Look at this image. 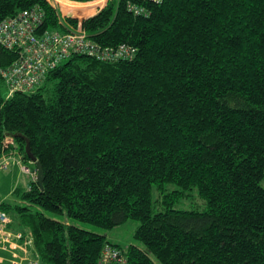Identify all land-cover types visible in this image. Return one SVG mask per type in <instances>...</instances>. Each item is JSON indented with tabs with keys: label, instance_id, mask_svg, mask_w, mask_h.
<instances>
[{
	"label": "trees",
	"instance_id": "trees-1",
	"mask_svg": "<svg viewBox=\"0 0 264 264\" xmlns=\"http://www.w3.org/2000/svg\"><path fill=\"white\" fill-rule=\"evenodd\" d=\"M93 1L63 0L65 12ZM33 7L40 30L78 23L49 0H0V23ZM82 26L134 54H75L36 91L0 92V159L17 148L36 169L25 139L5 144L22 134L44 172L43 189L31 180L0 209L31 230L42 264H99L111 243L76 222L129 219L144 246L121 247L129 264H264V0H108ZM16 58L0 44V70ZM168 183L178 189L155 212L153 187ZM192 189L206 209L173 208Z\"/></svg>",
	"mask_w": 264,
	"mask_h": 264
},
{
	"label": "built area",
	"instance_id": "built-area-1",
	"mask_svg": "<svg viewBox=\"0 0 264 264\" xmlns=\"http://www.w3.org/2000/svg\"><path fill=\"white\" fill-rule=\"evenodd\" d=\"M162 2L163 0H149ZM103 8L98 7L97 12ZM129 9L136 15L146 14L142 7L131 3ZM96 12V13H97ZM45 13L38 7L26 9L19 14L6 18L0 23V44L16 53V60L0 70V75L8 89L7 98L15 92H34L46 81L49 73L75 54H87L101 61L129 58L134 50L123 45L117 49H103L92 42L82 26V21L76 25H67L68 30H40L44 23ZM61 22L65 23L61 16ZM6 146L17 147L15 136H7ZM18 158L22 171L36 180L37 169L23 162L16 148L12 156L0 159V168L6 169L11 159ZM32 164V163H31ZM12 219L7 212L0 209V264H22L15 252L19 241L25 244L33 242L23 232L9 228ZM11 251L12 259L8 260L7 251ZM27 264H42L39 257ZM99 264H129V257L124 249L114 244H107L102 252Z\"/></svg>",
	"mask_w": 264,
	"mask_h": 264
},
{
	"label": "rangeland",
	"instance_id": "rangeland-1",
	"mask_svg": "<svg viewBox=\"0 0 264 264\" xmlns=\"http://www.w3.org/2000/svg\"><path fill=\"white\" fill-rule=\"evenodd\" d=\"M107 1L108 0H105V1L104 0H98V2H97L95 0V2H97V5L94 6V11L91 13L85 12L84 9L90 8L89 4H92L95 2L93 1V2H89V3H81V4H84L85 6L83 5V6H79L77 8H79L80 11L81 10L84 11V13L76 16L73 13H66L65 12L63 0H50V2H53L54 5H56L60 15L64 16V12H65L66 17L75 18L78 21H82V20L86 19L87 17H90V16L96 14L98 7L101 5H103V7H104L106 5ZM71 2H74V1H71ZM76 3H78V2H76ZM0 92H1V95L3 97H6L8 95V89L6 88L5 84H1ZM24 183H26V179H24ZM176 189H178V187L173 183L166 184L162 191H160L156 186L153 187V209L155 212L164 210V207H163L164 205L161 204L162 194H164V193L168 194V193H170ZM172 206H173V208L178 209V210H199V211H202V210L206 209V203L202 200V198L198 194L197 189H192V190L188 191L187 195L182 197L180 200L176 201ZM46 215L51 217V218H54V219H64V216L58 215L55 213H51V212H46ZM76 224L78 226L86 229V230H89V231H92L95 233H99V234H105L107 238L113 237V238L121 241L124 248H127L129 245H131L133 243L140 245L141 248H144L143 244L134 238L135 231L137 230L138 226L140 225V222L137 220L129 219L127 222H125V223H123V224H121V225H119L113 229H104V228H101L99 226L89 224V223H85V222H76Z\"/></svg>",
	"mask_w": 264,
	"mask_h": 264
},
{
	"label": "crops",
	"instance_id": "crops-1",
	"mask_svg": "<svg viewBox=\"0 0 264 264\" xmlns=\"http://www.w3.org/2000/svg\"><path fill=\"white\" fill-rule=\"evenodd\" d=\"M51 3L53 6L56 7L53 2ZM65 15L66 14L64 12V16H61L65 18ZM24 179H26V183H24ZM31 179L32 178L30 176L26 175L22 171L18 158L11 159L9 166L6 169L0 168V205L5 202L18 203L19 200L15 196L17 189L20 187L28 188L30 186ZM9 216L12 219V223L10 224L9 228L13 231L23 232L28 239L32 238L33 241L31 243L28 242L27 244H25L23 241L18 242V245L20 247L17 248V250L15 251L18 254V258L16 259L18 261H22V264H27L36 257H39V259L41 260L39 252L34 243V237L31 230L26 228L25 225L20 222V219L15 215L12 214ZM108 241L111 244L124 248L122 242L113 237L108 238ZM5 254H7L8 260H11L13 258L10 250L7 251Z\"/></svg>",
	"mask_w": 264,
	"mask_h": 264
},
{
	"label": "water",
	"instance_id": "water-1",
	"mask_svg": "<svg viewBox=\"0 0 264 264\" xmlns=\"http://www.w3.org/2000/svg\"><path fill=\"white\" fill-rule=\"evenodd\" d=\"M14 136L23 138L27 142V144H26V153H27L29 159L36 165V169H37L36 181L40 185L41 189H43L44 188V184H43V182H44L43 165H42V163L40 161H38L37 157L32 152L31 144H30L29 139L24 137L22 134H15Z\"/></svg>",
	"mask_w": 264,
	"mask_h": 264
}]
</instances>
